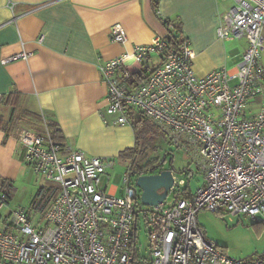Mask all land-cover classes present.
I'll return each instance as SVG.
<instances>
[{"label": "built area", "instance_id": "1", "mask_svg": "<svg viewBox=\"0 0 264 264\" xmlns=\"http://www.w3.org/2000/svg\"><path fill=\"white\" fill-rule=\"evenodd\" d=\"M230 2L216 36L246 41L232 67L220 66L198 76L189 41L180 37L170 44L158 34L98 66L107 87L106 106L100 112L103 122L134 124L136 114L152 123L167 144L182 149L201 172L203 182L195 193L181 197L189 190L188 180L173 171L172 197L144 206L130 179L135 171L130 160L125 159L122 194L115 195L101 185L115 162L113 157L63 150L47 129L39 133L19 128L17 139L24 147L25 163L34 174L54 183L56 192L42 210L45 224L41 226L22 207L7 208L8 198L0 191V264H264V256H227L205 236L197 220L202 209L264 218V65L260 59L264 0ZM109 36L120 44L127 40L120 23L110 27ZM29 56L30 52L20 51L0 61ZM154 56L158 62H153ZM145 65H149L147 72ZM140 211L148 247V257L142 261L136 251Z\"/></svg>", "mask_w": 264, "mask_h": 264}, {"label": "crops", "instance_id": "2", "mask_svg": "<svg viewBox=\"0 0 264 264\" xmlns=\"http://www.w3.org/2000/svg\"><path fill=\"white\" fill-rule=\"evenodd\" d=\"M230 4V0H156V5L153 0H0V60L30 52L26 60L0 61V179L15 185L27 170L32 172L16 131L34 123L28 119L14 127L5 125L11 108L3 97L9 92L20 95V109L57 124L62 139L55 142L63 150L117 157L135 145L134 124L103 122L100 112L106 106L107 87L99 64L131 52L134 44L147 43L156 34L165 35L172 22L195 52L193 69L198 76L220 66L232 67L246 41L216 36L221 14ZM115 23L126 31L124 44L110 39ZM260 59L264 65V49ZM40 125L42 133L46 128ZM104 176L109 179L107 173ZM189 181V190L181 197L199 187L193 191ZM101 185L109 193L122 194L123 186L107 181ZM9 203L10 199L7 208H16Z\"/></svg>", "mask_w": 264, "mask_h": 264}, {"label": "rangeland", "instance_id": "3", "mask_svg": "<svg viewBox=\"0 0 264 264\" xmlns=\"http://www.w3.org/2000/svg\"><path fill=\"white\" fill-rule=\"evenodd\" d=\"M153 58L154 62H158L157 57ZM133 119L137 121L141 118L134 114ZM24 127L36 132L43 130V125L40 124H27ZM114 159L113 166L106 171L109 179L107 180L104 176L101 183L107 181L108 184H117L121 188L128 163L125 164L120 156ZM135 159L138 163L149 162L156 166V171L172 169L178 177L184 178L185 181L190 180L189 185L193 191L203 182L201 172L190 162L187 154L182 149L167 144L158 136H153L145 142L140 139ZM128 161L127 159L126 162ZM188 171L193 173L188 175ZM40 186L55 187V184L27 170L23 178L15 183L8 207H22L34 223L42 226L45 224L42 210L32 205V200ZM172 194L173 191L169 192L168 199L172 197ZM197 220L205 236L222 248L227 256L235 259H253L264 256V218L252 220L244 215L217 214L202 209L197 214ZM136 251L139 261L147 259V230L145 217L141 211L137 218ZM139 264L146 263L140 262Z\"/></svg>", "mask_w": 264, "mask_h": 264}, {"label": "trees", "instance_id": "4", "mask_svg": "<svg viewBox=\"0 0 264 264\" xmlns=\"http://www.w3.org/2000/svg\"><path fill=\"white\" fill-rule=\"evenodd\" d=\"M153 5H156V0H153ZM167 20L164 21L166 24ZM166 34L164 35L170 44L176 43L180 39V28L179 25L174 23L172 24V28L169 27L166 30ZM149 70V65L144 66V72ZM19 100L20 95L16 91H11L7 94V96L3 97V102L6 105H10V114L9 118L5 122V125L10 127H14L17 123L23 120H30L34 124H45V128L49 132L51 138L56 141H60L62 136L60 134V130L57 127V124L50 120L44 119L40 114L28 112L19 108ZM4 129L7 127L3 126ZM134 132H135V139L136 143L131 148H126L119 153V156L123 159L130 160L132 168H134L138 172H152L155 171L156 166L151 165L149 162L145 163H138L137 159H135L137 146L139 144L140 139L145 142L149 138L153 136H158L162 138L166 143L167 140L161 134L158 129L150 122L143 121L141 119L134 122ZM15 187L12 181L7 179H0V191L4 192L8 198V200L12 196V192L14 191ZM56 192V187H49V186H40L36 192L35 197L32 200L33 207L37 208L38 210H43L48 202V199L54 195ZM223 250V249H222Z\"/></svg>", "mask_w": 264, "mask_h": 264}, {"label": "water", "instance_id": "5", "mask_svg": "<svg viewBox=\"0 0 264 264\" xmlns=\"http://www.w3.org/2000/svg\"><path fill=\"white\" fill-rule=\"evenodd\" d=\"M172 172V169H162L156 173L153 171L143 173L136 170L131 172L130 179L139 190V201L142 205L154 206L166 199L173 184ZM134 175H136L135 178Z\"/></svg>", "mask_w": 264, "mask_h": 264}]
</instances>
